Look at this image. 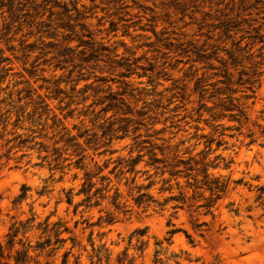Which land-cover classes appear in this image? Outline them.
Here are the masks:
<instances>
[{
	"label": "rangeland",
	"instance_id": "1",
	"mask_svg": "<svg viewBox=\"0 0 264 264\" xmlns=\"http://www.w3.org/2000/svg\"><path fill=\"white\" fill-rule=\"evenodd\" d=\"M18 1L22 10L17 17L6 11V5L5 12L0 10V237L12 217H25L31 207L41 216L54 211V218H64L71 227L81 215L92 216L91 221H96L100 214L110 213L117 223L95 227L94 236L98 231L105 232L103 240L113 248V259L125 247L130 232L147 227L144 252L129 249L134 264H155L157 249H160L161 264H177V261L180 264H264V207L256 201L257 188L264 186V135L262 129L253 125L257 121L264 126V116L261 117L264 0H59L60 3L49 5L42 4V0H15ZM218 1L223 3L216 4ZM1 2L8 4V0ZM64 5L72 9L73 17L67 15ZM244 5L247 9L242 10ZM77 12L83 18L76 17ZM238 12L240 16L234 18ZM230 16L235 23L225 32L221 29L222 22ZM81 38L93 42L96 48L100 44L108 46L119 54L118 58H128L135 73L130 79L121 78L119 70L110 68L106 55L102 56L107 62L90 61L81 65L80 51L86 47V54L90 52L88 44L79 46ZM66 47L74 49L70 54L75 59L63 63L58 52ZM234 62L238 64L236 67L232 65ZM58 63L65 64L66 68L54 70ZM225 69L234 73L230 87L238 91L232 95L233 100L228 97L231 91L222 93L226 85L218 81L224 79ZM240 69L249 74L244 79L261 71L254 92L247 87L250 83H237ZM145 71L146 75H137ZM124 80L130 85L126 86ZM86 84L88 88H84ZM108 87L112 91H124L126 102L134 111L130 121L120 119V115L110 118L115 127L128 126L126 138L113 139L105 146L117 150L113 158L128 153L135 128H139L136 132L141 133V138L150 135L158 143L172 136L175 141L186 139L184 146L199 141L197 150L204 148L206 138L198 140L193 137L195 133L214 138L212 148L221 141L222 145L211 157L220 153L225 161H231L229 168L221 169L220 173L242 182L220 201L214 218L190 215L186 210L176 215L171 209L143 212L135 206L124 214L110 203V197L99 207L81 206L74 214L73 206L65 202L63 189H78L82 171L72 168L64 174L59 170L52 172L48 162H43L36 151L9 150L12 143L6 145V139L13 137L17 114L23 121L17 124L32 129H17V132L51 144L42 136L46 132L49 136L56 134L60 128L54 131L47 128L52 124L51 114L48 119L46 115L40 119L42 100L72 133L87 128L100 135V122L112 112L99 113L100 106L93 102L108 93ZM130 91L133 95H129ZM239 108L248 115L247 121L242 117V124L230 119L231 114L239 113ZM139 111L144 114L139 116ZM6 116L10 120L4 127L2 120ZM44 123L46 129H43ZM197 126L200 130L196 132ZM251 139L256 141L249 143ZM75 172H78L77 179H73ZM23 185L29 187L27 198L14 206L13 200ZM44 186L47 192L39 196ZM120 187L129 199L127 204L133 205L127 187L123 184ZM82 198L77 196L74 201ZM101 208L103 211L99 212ZM168 219L171 225L167 224ZM196 219L208 225L196 228ZM80 227L75 235L85 243L89 229L83 232ZM174 228L179 231L167 241L168 231ZM185 232L192 236L193 242ZM158 241L162 242L161 246L156 245ZM83 264H88L85 255Z\"/></svg>",
	"mask_w": 264,
	"mask_h": 264
},
{
	"label": "trees",
	"instance_id": "2",
	"mask_svg": "<svg viewBox=\"0 0 264 264\" xmlns=\"http://www.w3.org/2000/svg\"><path fill=\"white\" fill-rule=\"evenodd\" d=\"M256 1L258 2L259 0ZM53 2L60 3L59 0H42L44 5H49ZM243 2L245 3V1ZM2 3H0V10H3L4 5H6V11L11 16L17 17L18 12L22 10L20 1L8 0V4ZM221 3L223 1L216 2V4ZM64 8L67 15L73 17L70 12L72 9L65 5ZM74 9L78 11L76 6H74ZM245 9L247 8L244 5L242 10ZM2 12H5V10ZM239 16L240 12L234 18ZM76 17L81 19L83 15L77 12ZM234 18L230 16L228 20L223 21V28L221 29L225 32L230 31L229 25L235 23ZM79 40V46L86 43L89 45L90 51L89 54H86V47L80 51L81 55H78V57L81 65L90 61L102 60L107 62L108 60H104L102 56L106 55L111 62L110 68L113 71L119 70L118 74L121 78L130 79L135 73V68L132 67L133 63L123 56L118 58L119 54L111 51L108 46L100 44L96 48L93 42H85L83 38ZM73 50L71 47L60 50L58 55L62 57L61 62L73 61L75 58L70 54ZM197 55L199 54L197 53ZM235 63L232 64L233 67L238 65ZM65 68V64L58 63L55 65L54 70H64ZM259 72L261 74V71ZM259 72H253L251 76L244 79V75L249 74L244 69H240L237 83H250L247 87L254 92L253 87L258 81ZM146 74L147 72L145 71L143 74L137 75L141 77ZM233 75V72L225 69L224 79L218 80L226 85L222 93H225L226 90L231 91L228 95L230 100H233L234 97L232 95L238 91L230 87V84L233 83ZM79 80H77L75 86ZM99 80L107 81L105 78H99ZM124 84L126 86L130 85L128 80H124ZM88 87L89 84L84 86V88ZM131 91L129 95H133ZM123 92L112 91L108 87V93L93 102L94 105L100 106L99 113L107 114L112 112L110 117L104 118L103 122H100V135L96 132H89L87 128L78 130L76 134L72 133L63 120L52 111L49 104L42 100L40 103H44L42 105L43 110L38 112L40 119L43 115H46L48 119L50 114L52 119V124L47 127L46 123H44L43 129L47 127L54 131L58 127L60 128L56 134L49 136L48 132H46L42 136L43 139H48L51 144H47L44 140H35L36 137L30 134L17 132V129L32 130L24 125L17 124L23 122L21 116L17 114L14 131L11 132L13 137L6 139V145L12 143L9 148L10 151H36L43 162H48L49 169L52 172L59 170L64 174L66 169L70 170L72 168L83 172L78 189H75V187L63 189L65 202L73 206L74 214L78 213V209L81 206H84L85 209L99 207L106 198L110 197V203L115 209L121 210L124 214L131 211L132 207L135 206L143 212H148L149 210L164 212L171 209L172 214L176 215L180 210H186L190 215H211L214 218L220 201L231 189L236 188L242 182L241 179L231 180L230 176L220 173L221 169L229 168L231 161H225V158L220 153L211 157L222 145L221 141H217V147L212 148L214 138L208 137L203 133L200 135L195 133L193 137L198 140L206 138L204 148L197 150L200 144L199 141L184 146L186 139L175 141V136H172L169 139H162V142L158 143L153 141L150 135L141 138V133L136 132L139 128H135L132 137L133 143L129 146L128 153L113 158V154L117 150L107 149L105 146L110 144L113 139L126 138L127 134L125 132L128 131V126L115 127V123L111 122L110 118L120 115V119L130 121V114H134L130 104L126 102ZM243 97L249 98V95H244ZM233 109L229 110L233 111ZM35 113H37L36 108L34 110ZM261 113V117H263L264 109ZM143 114L142 111L138 112L139 116ZM1 117L2 114H0ZM230 117L231 120H236L241 124L243 123L242 117L245 121L248 120V115L244 113L242 108H239V113H233ZM9 120V116L2 120L5 124L4 127L9 124ZM253 125L262 129L261 133L264 135V126L257 121H254ZM73 128H77V125H74ZM199 130L200 128L197 126L196 132ZM121 131L124 133L120 134L119 132ZM155 132L158 133L161 130H156ZM249 135H252V133ZM255 141L256 139H251L249 143H254ZM183 146L184 148H182ZM24 155L25 153L21 156ZM100 160L102 163H100ZM35 165L42 166L41 163H36ZM105 170H108V173H104ZM77 178L78 172H75L73 179ZM113 179L115 183H113ZM122 184L127 187L126 192L133 205L127 204L129 199L125 197L121 190L120 185ZM28 190V186H22L21 192L13 200L14 206L27 198ZM111 191H113L112 195L109 194ZM257 191L256 201H260L259 206L264 207V186H259ZM46 192L47 187L44 186L38 194L42 196ZM77 196H83V198L75 202L74 199ZM102 211V208L99 209V212ZM232 211L238 213L237 209ZM54 216V211L41 216L31 207L29 214L25 217H12L6 232L0 237V264H83L84 255L88 260V264H134V257L129 254L130 247L141 253L146 248L147 240L144 237L147 233V227L136 228L128 235L125 247L113 259V248L103 240L105 232L98 231L96 237L94 232L95 227L117 223L118 220L114 215L106 213L103 216L100 214L96 221H91L92 216L84 217L81 215L80 219L74 220L72 227L69 225V221L62 217L54 218ZM167 224L171 225L170 219H168ZM206 225H208L206 221L200 222L198 219L194 223L196 228H202ZM79 227L83 232L89 229L85 243L78 241L75 235ZM178 231L177 228L169 230V237L166 240L170 241L171 237ZM200 235H203V232H200ZM186 236L190 242H193L190 234L186 233ZM111 244L118 246L120 242H111ZM161 244V241L156 242L157 246H161ZM159 254L160 249H157L154 258L155 264L162 263V258L158 256ZM176 263L180 264L178 261Z\"/></svg>",
	"mask_w": 264,
	"mask_h": 264
}]
</instances>
